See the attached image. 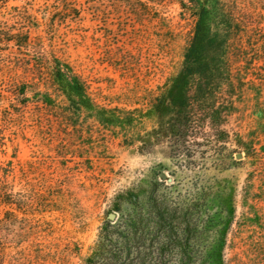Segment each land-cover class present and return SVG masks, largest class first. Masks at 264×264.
<instances>
[{
  "label": "rangeland",
  "instance_id": "374dc122",
  "mask_svg": "<svg viewBox=\"0 0 264 264\" xmlns=\"http://www.w3.org/2000/svg\"><path fill=\"white\" fill-rule=\"evenodd\" d=\"M44 1L36 0L40 6ZM161 1L162 6L156 8L160 14L150 12L160 23L134 20L126 10L111 12L105 23L82 15L80 28L71 26L62 47L64 58L77 66L95 98L117 103L108 108L112 116L130 111L137 117V127L119 117L112 124L114 133L131 139L133 146H125L109 131L96 129L90 151L82 152L84 158L65 156L66 150L81 148L73 146L75 142L65 145V133L55 120L40 126L30 122L28 115L24 124L5 132L0 147V185L10 191L15 205L10 226L0 229V264H80L76 252L86 258L108 221L114 225L126 218L144 207L152 195L166 199L170 193H184L192 186L208 195L201 215L212 223L206 240L218 256L224 254L223 242L243 247L248 238L256 240L260 235V222L252 215L255 211L264 215V197L252 204V188L260 192L257 182L252 186V165H239L243 156L235 155L223 167L217 157L204 156V149L188 162L165 139V120L141 102L144 93L156 91L175 72L179 33L189 28L179 20L175 0ZM200 3L227 47L252 49V26L258 18L264 19V0ZM25 5L30 6V1H12L8 7ZM162 19L167 20V29H163ZM21 54L15 48L0 47V66L10 70L11 61ZM108 57L122 58L113 63L118 71L103 63ZM243 62L233 70L247 83L252 66L245 75ZM5 102L0 103L1 109ZM247 116L245 121H232L230 128L247 130L252 126V106Z\"/></svg>",
  "mask_w": 264,
  "mask_h": 264
},
{
  "label": "trees",
  "instance_id": "16d2710c",
  "mask_svg": "<svg viewBox=\"0 0 264 264\" xmlns=\"http://www.w3.org/2000/svg\"><path fill=\"white\" fill-rule=\"evenodd\" d=\"M12 1L20 0H0V47L15 48L22 54L11 61L10 70L0 66V103L6 101V107L0 108V147L5 132L24 124L26 115L40 126L55 120L65 133V145L75 142L73 146L81 148L66 150L65 156L84 158L82 152L90 151L96 129L109 131L125 146H133L131 139L114 133L112 124L113 118L119 117L137 127V117L130 111L112 116L108 108L117 103L105 97L95 98L77 66L64 58L62 47L71 26L80 28L82 15L105 23L111 12L126 10L134 20L160 23L150 12L159 15L156 8L162 6V1L51 0L50 4L45 0L40 6L36 0H29L30 6L9 8ZM175 2L179 20L189 27L179 33L180 55L175 72L162 80L156 91L144 93L141 102L165 120V139L171 141L173 152L188 162L200 149L205 150L204 156L217 157L223 167L235 155L243 156L239 165H252V186L257 182L260 189L258 192L252 188V204L262 201L264 19L258 18L252 26V49H234L227 47L218 26H212V18L200 0ZM161 22L167 29V20ZM121 59L108 57L103 63L117 70L113 63ZM242 62L245 75L252 66V78L247 83L233 70ZM251 106L252 126L247 130L242 126L231 129L232 121L249 118ZM207 198L206 192L195 186L184 193H170L166 199L152 195L144 207L126 218L114 225L108 221L86 258L80 256L79 250L76 252L80 264H264V215L257 211L252 215L260 222L256 240L248 238L243 247L223 242L224 254L218 256L206 240L212 223L201 215ZM14 205L10 191L0 185V229L10 226Z\"/></svg>",
  "mask_w": 264,
  "mask_h": 264
},
{
  "label": "water",
  "instance_id": "95a60500",
  "mask_svg": "<svg viewBox=\"0 0 264 264\" xmlns=\"http://www.w3.org/2000/svg\"><path fill=\"white\" fill-rule=\"evenodd\" d=\"M113 218H114L113 215H110V216H109V219H110V220H113Z\"/></svg>",
  "mask_w": 264,
  "mask_h": 264
}]
</instances>
